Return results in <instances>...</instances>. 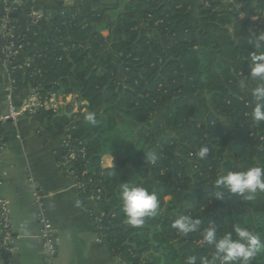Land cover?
Instances as JSON below:
<instances>
[{
  "label": "trees",
  "instance_id": "1",
  "mask_svg": "<svg viewBox=\"0 0 264 264\" xmlns=\"http://www.w3.org/2000/svg\"><path fill=\"white\" fill-rule=\"evenodd\" d=\"M208 1L206 27L186 19L188 0H126L109 23L108 8L93 0L38 21L21 9L14 16L24 47L12 62L32 63L12 71L17 82L43 98L74 94L87 102L73 115L69 105L41 107L34 116L63 136L60 155L75 153L68 165L95 195L100 215L92 216L122 264H186L191 256L201 264L212 250L200 230L213 220L218 235L240 223L264 241V192L244 202L211 197L222 169L264 166V123L251 117L250 89L258 82L248 77L260 33L252 17L264 12V0L234 9ZM89 111L96 126L83 119ZM202 146L210 150L206 160L195 155ZM106 154H115L113 166H103ZM153 154L154 164L147 159ZM129 181L160 200L157 215L139 228L126 223L119 199ZM180 215L201 220L200 230L180 235L172 227ZM252 264H264V251Z\"/></svg>",
  "mask_w": 264,
  "mask_h": 264
},
{
  "label": "crops",
  "instance_id": "2",
  "mask_svg": "<svg viewBox=\"0 0 264 264\" xmlns=\"http://www.w3.org/2000/svg\"><path fill=\"white\" fill-rule=\"evenodd\" d=\"M17 1L21 3L20 9L27 11L29 16L43 18L72 9L85 0H0V15L6 11L8 3ZM125 1L93 0L96 7L108 8L104 23L112 22L124 12ZM188 1L191 6L185 14L186 19L195 26H209L203 20L205 0ZM221 1L228 9H234L248 0ZM115 6L118 8L113 9ZM103 34L108 35L109 30H103ZM35 95L22 82L18 83L7 65L0 61V114L9 110L10 100L18 108H23ZM58 95L55 108L65 109L71 105L69 113L72 115L81 105H87L86 101L79 104L77 95ZM82 111L85 112L86 108ZM35 112L30 109L22 111L16 124L9 120L1 124L6 144L1 195L11 207L17 245L12 263L46 264L42 253V225L38 219L43 211L58 238L56 264H122V258L113 254L109 243L99 233V226L92 216V212L100 215L95 199L79 189L75 173L65 156L58 153L63 136L52 130L46 121L37 119ZM112 155L102 157L104 167L114 165L115 156L112 165ZM0 264H4L1 250Z\"/></svg>",
  "mask_w": 264,
  "mask_h": 264
},
{
  "label": "clouds",
  "instance_id": "3",
  "mask_svg": "<svg viewBox=\"0 0 264 264\" xmlns=\"http://www.w3.org/2000/svg\"><path fill=\"white\" fill-rule=\"evenodd\" d=\"M255 49L248 55L250 72L248 77L257 81L250 89V97L254 107L251 110L252 120L256 124L264 123V32L254 36ZM83 119L91 126H96L98 120L94 111H89ZM209 147L202 146L195 153L200 160H206ZM112 155V165H113ZM151 163L157 157L151 155ZM215 191L211 197L223 201L225 198L239 197L243 202L255 199L258 191L264 192V166H250L244 170H221L213 185ZM119 199L126 223L133 228H139L146 218L157 215L160 206L158 195L148 188L129 182L120 184ZM201 220L189 215H180L172 223V227L182 236H188L200 230ZM201 231L202 244L212 250L210 258H202L201 264H252L258 253L264 251V241L249 227L240 223L232 226L230 231L218 235V225L210 221ZM186 264H197L195 256L188 257Z\"/></svg>",
  "mask_w": 264,
  "mask_h": 264
},
{
  "label": "built area",
  "instance_id": "4",
  "mask_svg": "<svg viewBox=\"0 0 264 264\" xmlns=\"http://www.w3.org/2000/svg\"><path fill=\"white\" fill-rule=\"evenodd\" d=\"M204 5L209 6L210 2L205 0ZM20 7L21 3L18 1L15 3H8V8L0 15V61L7 65L8 71L10 72L16 69L26 70L28 67L32 66L31 60L29 59H26V61L21 64H13L12 62L15 54L24 47V38H20V36L17 35L18 21L10 15L12 12H17ZM31 17L34 21H38L41 18L40 15H32ZM58 96V93H54L50 97L43 98L36 94L23 108H18L10 100L8 114H0V250L4 264H13L12 258L17 245L11 207L9 201L1 195V185L4 175L2 159L6 150L4 136L1 132V124L7 120L16 124L22 111L29 109L35 111L41 107L55 108L56 98ZM75 156L74 152H70L69 155L65 156L67 164L71 159H74ZM77 185L82 192L93 199L95 198L92 192H88L89 190L85 183L77 180ZM38 219L42 225L41 236L43 240L42 253L44 261L46 264H56L55 259L58 251V238L56 237L54 227L43 211L39 213Z\"/></svg>",
  "mask_w": 264,
  "mask_h": 264
},
{
  "label": "rangeland",
  "instance_id": "5",
  "mask_svg": "<svg viewBox=\"0 0 264 264\" xmlns=\"http://www.w3.org/2000/svg\"><path fill=\"white\" fill-rule=\"evenodd\" d=\"M259 16V17H258ZM253 19V23L257 22L254 26V28H258L260 32H264V12L263 13H260L259 15L257 16H254L252 17ZM78 99V97H77ZM71 102L73 101L72 99L70 100ZM80 101H84V100H79L78 99V102L80 104ZM80 109L78 108V110L76 112H78ZM161 110H158V113H160ZM131 139H130V144L132 145L135 140H136V132H132V134L130 135ZM115 156V154H113ZM226 156L229 158L232 156V152H230L229 150L227 151V154Z\"/></svg>",
  "mask_w": 264,
  "mask_h": 264
},
{
  "label": "water",
  "instance_id": "6",
  "mask_svg": "<svg viewBox=\"0 0 264 264\" xmlns=\"http://www.w3.org/2000/svg\"><path fill=\"white\" fill-rule=\"evenodd\" d=\"M2 10L4 11V8H2ZM10 15L13 17L17 16V12H12V13H10ZM22 25H23V27H25V25H26V21L24 19L22 20ZM4 114H8V111H5ZM69 115H72V113H69Z\"/></svg>",
  "mask_w": 264,
  "mask_h": 264
}]
</instances>
